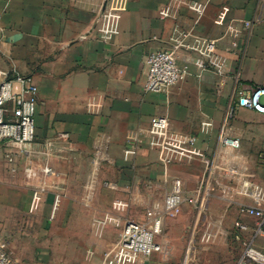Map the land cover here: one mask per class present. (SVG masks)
<instances>
[{"label": "crops", "instance_id": "0c3cea01", "mask_svg": "<svg viewBox=\"0 0 264 264\" xmlns=\"http://www.w3.org/2000/svg\"><path fill=\"white\" fill-rule=\"evenodd\" d=\"M111 1L0 0V67L33 76L38 86L36 139L17 173L4 163L7 146L0 142V236L12 256L24 259L16 250L23 240L39 245L26 262L41 264L51 250V264H102L124 224L145 220L175 178L192 193L204 182L201 204L184 203L168 215L161 252L132 264H177L196 233L227 235L236 264L248 245L264 253V226L259 230L258 219L243 210L264 208V113L238 105L240 96L264 86V0H118L124 8L112 14L114 34L105 41L99 27ZM173 3L174 16L160 18ZM228 25L241 30L235 48ZM176 27L189 33L185 43L217 39L227 57L224 73L200 71L197 54L180 48L178 64L191 74L166 92H148L145 58L171 48ZM91 98L100 104L95 113L87 107ZM154 115L168 116L175 138L194 136L204 157L163 165L146 133ZM203 122L212 126L202 131ZM223 137L240 145L226 146ZM129 143L137 144L131 156ZM28 164L55 171L38 200L32 190L39 181L24 174ZM95 218L106 221L102 236ZM61 251L69 252L66 260Z\"/></svg>", "mask_w": 264, "mask_h": 264}, {"label": "built area", "instance_id": "2783aa9c", "mask_svg": "<svg viewBox=\"0 0 264 264\" xmlns=\"http://www.w3.org/2000/svg\"><path fill=\"white\" fill-rule=\"evenodd\" d=\"M177 4H168L159 10L160 18L173 17ZM124 8V2L113 0L103 12L101 26L99 27L102 39H112L114 29L111 25L112 14L116 10ZM227 34L232 38L231 47L238 45L237 38L241 30L233 25H228ZM189 33L175 28L172 37L173 46L167 49H159L151 52L145 58L146 82L144 87L148 92H166L171 86L184 80L191 74L189 65L178 64V50L188 49L197 54L194 64L200 71L213 70L223 74L227 57L217 51V39L195 36L192 43H185L183 39ZM38 86L33 76L23 75L19 72H11L0 67V142L6 143L4 154L5 164L8 170L15 174L18 172L19 158L29 156L31 146L36 139L35 113L38 101ZM264 96V86L257 88L252 96H240L238 105L253 108L257 112L264 113V104L260 97ZM88 110L95 113L100 104L93 98L88 101ZM212 126L211 122L202 123V131H207ZM149 146L157 150L158 159L163 165L174 161H190L194 158H203L204 153L196 146V138L189 136L183 139L171 135L169 118L167 115H154L147 129ZM222 142L226 146L238 147L240 142L236 138L223 137ZM137 144L127 146L126 153L131 156L136 152ZM54 169L45 164L38 168L28 164L24 168L27 179L34 180L38 177H46L54 174ZM208 187L204 182L196 192H186L180 178L173 180L171 190L165 195L164 200L156 205L149 206L145 212L143 221H127L119 232L115 245L105 253L102 264H132L136 256L151 257L162 250V244L158 236L162 232L165 218L184 203L198 206ZM46 190L43 183L37 187L38 200L41 192ZM39 196V197H38ZM38 198V199H37ZM127 206L123 202H115L114 207L123 209ZM246 213L258 219L259 230L264 226V208L246 207ZM106 221L101 218L93 220L94 232L102 236ZM236 226L245 230L247 225L237 222ZM205 234L203 238H207ZM0 264H22L15 259L8 248V242L0 236ZM237 264H264V253L252 245H248Z\"/></svg>", "mask_w": 264, "mask_h": 264}, {"label": "rangeland", "instance_id": "374dc122", "mask_svg": "<svg viewBox=\"0 0 264 264\" xmlns=\"http://www.w3.org/2000/svg\"><path fill=\"white\" fill-rule=\"evenodd\" d=\"M260 102L264 104V96L260 97ZM3 160L5 163L4 157H3ZM44 180L47 181V177H42V178L38 177L34 179V181H39V182L37 185H35V187H33V190H32L33 199L37 195L36 194L37 187L41 185L42 183L46 185ZM46 192H47V187L45 191H42L40 193L41 197L45 195ZM37 205H39V203L37 204V202L33 201L32 210L36 209ZM164 225L165 224L163 222V226ZM49 238L51 239V237ZM188 239H189L188 240L189 247L188 249L180 252V256L177 259H175L178 261L177 264H236V261L233 262V260L231 259L229 260V257H228V252H227L228 236L227 235L209 234V236L204 239L202 237V234L196 233V234L189 236ZM31 245L32 246L30 247H26L27 242L25 243L23 240H20L16 244V250L21 256H24V259H19V260L17 259V260L21 263L24 262L23 264H40V263H36L34 260H33L34 263L24 261V260L32 261L31 257L34 255H33L31 248H34V246L35 247L39 246L35 243H31ZM8 248H9V244H8ZM241 250H242L241 247L236 248V251H235L236 260L239 254L241 253ZM71 253H75V252H71ZM170 254L172 255L173 252H170ZM59 255L61 258H64L66 260L69 255V252L61 251L59 252ZM51 256H52V252L51 250H48V254L44 256L42 260L43 263L41 264H51V260H52ZM147 259L148 257L136 256L135 262L142 263L143 260H147ZM175 260H173V262Z\"/></svg>", "mask_w": 264, "mask_h": 264}]
</instances>
